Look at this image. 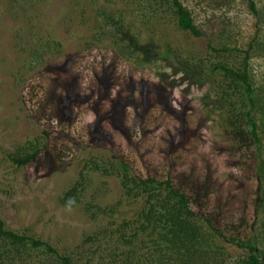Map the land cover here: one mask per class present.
<instances>
[{"label":"rangeland","instance_id":"obj_1","mask_svg":"<svg viewBox=\"0 0 264 264\" xmlns=\"http://www.w3.org/2000/svg\"><path fill=\"white\" fill-rule=\"evenodd\" d=\"M181 1L202 36L179 29L167 14H153L147 23L139 2L0 0V217L7 229L48 241L78 264L106 262L114 245L86 238L109 218L93 220L83 204L65 208L60 197L88 161L116 157L144 178L162 180L171 172L193 185L206 178L210 217L227 235L255 237L264 260V204L257 200L263 181L256 167L264 168V149L256 159L252 151L250 159L237 155L224 112L215 108L218 76L206 78L217 62L242 66L249 49L255 85L264 84V0H256L258 14L247 0ZM109 18L125 25L128 38L102 27ZM30 143L41 152L18 167L8 155L26 154ZM87 174L83 202L93 194L94 203L120 202L115 218L133 215L135 204L117 178ZM220 245L228 252L225 264L248 257L246 248ZM47 257L34 253L17 262L54 264Z\"/></svg>","mask_w":264,"mask_h":264},{"label":"trees","instance_id":"obj_2","mask_svg":"<svg viewBox=\"0 0 264 264\" xmlns=\"http://www.w3.org/2000/svg\"><path fill=\"white\" fill-rule=\"evenodd\" d=\"M124 1L139 2V7L133 4L139 8L141 18H149V23L157 16L153 14L158 13L161 19H166L167 14L171 15L179 29L196 37L202 36L192 12L181 0ZM247 1L253 13L258 14L256 0ZM109 20L102 27L105 28L106 24L114 26L118 34L125 28L121 21ZM121 33L122 39L128 38L125 31ZM134 41L132 37L128 39L130 44L135 43ZM59 44L57 43L58 46ZM252 47L250 44V48ZM212 49L228 51V48ZM242 52L245 53L242 66L237 68L228 63L217 62L209 67L210 75L206 78L212 81V77L216 74L218 76L217 84H213L217 101L215 108L224 112L223 128L227 131V136L235 141L237 155L243 158L252 151L256 159L259 151L264 149V84L255 85L249 49ZM165 55L168 56V52ZM38 56H43V49L35 57ZM203 64L199 62L196 66L203 67ZM46 134L49 135L48 132ZM30 144L31 151L26 154L16 152L8 155L18 167L34 161L40 154L41 148L37 144ZM256 167L263 181L257 200L264 204V168L258 163ZM88 172L117 178L124 197L135 204L133 215L115 218L119 213L120 202L111 205L94 203L93 194L90 200L83 202ZM212 195L206 178L195 185L175 181L171 172L162 180L152 176L144 178L137 175L129 162L110 157L88 161L80 177L60 197V203L65 208L83 204L85 213L93 220L101 216L109 218L102 230L86 238V243L91 245H114L113 253L108 254L109 260L101 264H225L228 252L220 245L223 240L248 250V257L238 259L234 264H264L255 237L245 240L240 231L237 235H227L225 229L220 227L219 219L210 217L208 212L211 209L207 206ZM194 206L201 207V211L195 210ZM233 229L234 227H229V230ZM34 253L48 255L47 259L53 258L54 264H78L72 254L60 253L48 241L28 232L7 229L0 217V264H18L17 261H21L24 256Z\"/></svg>","mask_w":264,"mask_h":264}]
</instances>
